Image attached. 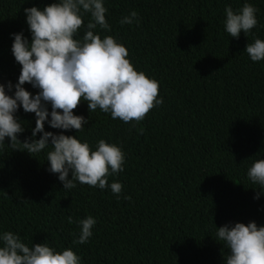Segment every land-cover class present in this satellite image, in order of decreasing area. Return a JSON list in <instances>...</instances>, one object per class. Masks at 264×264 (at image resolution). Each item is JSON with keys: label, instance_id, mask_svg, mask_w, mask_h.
<instances>
[{"label": "trees", "instance_id": "obj_1", "mask_svg": "<svg viewBox=\"0 0 264 264\" xmlns=\"http://www.w3.org/2000/svg\"><path fill=\"white\" fill-rule=\"evenodd\" d=\"M0 264H264V0H0Z\"/></svg>", "mask_w": 264, "mask_h": 264}]
</instances>
